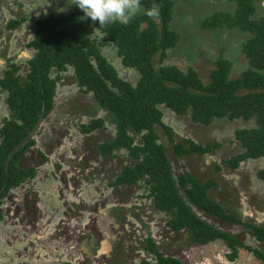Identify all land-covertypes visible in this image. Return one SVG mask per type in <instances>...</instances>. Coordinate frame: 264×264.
I'll list each match as a JSON object with an SVG mask.
<instances>
[{
  "label": "trees",
  "instance_id": "16d2710c",
  "mask_svg": "<svg viewBox=\"0 0 264 264\" xmlns=\"http://www.w3.org/2000/svg\"><path fill=\"white\" fill-rule=\"evenodd\" d=\"M229 1L235 5L233 10L214 11L201 19V26L214 33H246L240 48L247 66L233 77V62L221 53L208 81L196 67L164 63L169 49L181 39L173 26L175 0H139L138 10L126 25H99L91 18L82 19V10L72 3L67 13L38 18L34 35L26 43L34 50L27 71L23 74L22 65L10 60L0 74V89L7 92L8 106L0 126V218L3 199L10 190L36 176L35 166L21 162L37 142L32 133L55 109L58 81L72 69L79 90L90 92L94 101L89 110L92 116L79 125L80 130L92 133L110 122L115 133L98 144L99 154L118 157L125 149L131 161L110 184L133 186L143 180L153 206L167 216V226L174 232L186 231L189 243L222 240L232 260L244 248L264 264L260 247L218 228L199 212L242 224L263 243L264 224L244 221L229 211L211 194L218 185L215 179L204 181L190 171L175 176L167 151L171 144L177 157H197L213 152L221 143H198L193 137L178 140L172 126L163 120L165 108L201 125H211L219 118L246 122L235 130L240 150L216 164L217 170L223 166L235 169L249 158L264 156V16H256V0ZM154 6L159 7V14L150 17L147 12ZM26 20L25 15L11 18L7 27L16 28ZM107 44L117 48L123 65L138 71L135 83L122 77L108 60L102 50ZM98 110L105 115L95 116ZM257 175L264 180V168ZM145 243L152 259L143 258L142 264H182L179 258L163 254L151 233Z\"/></svg>",
  "mask_w": 264,
  "mask_h": 264
},
{
  "label": "rangeland",
  "instance_id": "374dc122",
  "mask_svg": "<svg viewBox=\"0 0 264 264\" xmlns=\"http://www.w3.org/2000/svg\"><path fill=\"white\" fill-rule=\"evenodd\" d=\"M175 1L173 26L181 39L169 49L164 63L184 69L196 67L208 81L214 61L222 53L233 62L231 76H238L247 66L240 48L247 34L214 33L201 26L204 17L217 10H233L235 5L229 0ZM71 3L72 0H0L1 75L10 60L22 65L23 74L27 71V60L34 50L26 43L34 35L35 21L49 13H67ZM256 4V16H264V0H256ZM21 15L27 20L9 29V20ZM102 50L122 77L137 81L138 71L123 65L114 45H104ZM72 74L69 69L58 81L55 109L32 133L37 142L21 162L23 166H35L36 176L13 187L3 199L0 264H142L143 258L152 259L145 249L148 233L163 254L179 258L182 264H261L244 248L232 260L228 256L230 249L222 240L194 244L189 243L186 231H172L166 224L167 216L147 196L143 180L133 186L110 184L131 161L125 149L118 157L99 154L98 144L115 133L110 122L92 133L80 130L79 125L92 116L89 110L94 101L90 92L79 90ZM6 97L7 92L0 89V126L8 114ZM94 114L104 116L105 112L98 110ZM163 120L172 126L178 140L193 137L198 143H221L209 154L186 158L177 157L173 146L167 144L174 175L190 171L204 181L215 179L218 185L211 194L229 211L244 221L264 224V180L257 175L264 168V156L249 158L235 169L215 167L240 150L235 130L246 122L219 118L211 125H201L167 108ZM199 213L218 228L235 233L248 245L264 251V243L242 224Z\"/></svg>",
  "mask_w": 264,
  "mask_h": 264
},
{
  "label": "clouds",
  "instance_id": "9594fccd",
  "mask_svg": "<svg viewBox=\"0 0 264 264\" xmlns=\"http://www.w3.org/2000/svg\"><path fill=\"white\" fill-rule=\"evenodd\" d=\"M72 4L82 10V19L91 18L99 25L110 23L126 25L138 10L139 0H73ZM158 14V6L152 7L147 12L150 17Z\"/></svg>",
  "mask_w": 264,
  "mask_h": 264
},
{
  "label": "flooded vegetation",
  "instance_id": "af4514ba",
  "mask_svg": "<svg viewBox=\"0 0 264 264\" xmlns=\"http://www.w3.org/2000/svg\"><path fill=\"white\" fill-rule=\"evenodd\" d=\"M149 234V233H148ZM148 234L146 235V237L148 236ZM152 236V235H151ZM146 237L144 238V242H145V239H146ZM154 239V238H153ZM253 254V253H252ZM254 255V254H253ZM109 256V255H108ZM255 256V255H254ZM257 258V257H256ZM109 259H111V255H110V257H109ZM258 259V258H257ZM259 260V259H258ZM261 264H262V262L261 261H259Z\"/></svg>",
  "mask_w": 264,
  "mask_h": 264
},
{
  "label": "crops",
  "instance_id": "0c3cea01",
  "mask_svg": "<svg viewBox=\"0 0 264 264\" xmlns=\"http://www.w3.org/2000/svg\"><path fill=\"white\" fill-rule=\"evenodd\" d=\"M212 243V242H211ZM209 244V243H208ZM228 247V246H227Z\"/></svg>",
  "mask_w": 264,
  "mask_h": 264
}]
</instances>
